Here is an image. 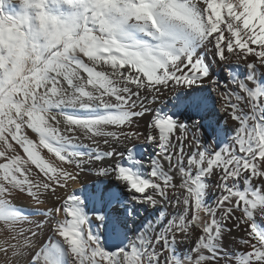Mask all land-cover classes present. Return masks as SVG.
Here are the masks:
<instances>
[{
  "label": "snow or ice",
  "instance_id": "snow-or-ice-1",
  "mask_svg": "<svg viewBox=\"0 0 264 264\" xmlns=\"http://www.w3.org/2000/svg\"><path fill=\"white\" fill-rule=\"evenodd\" d=\"M9 3L0 264H264V0H19L16 13ZM188 89L215 94L230 135L206 138L199 120L162 111L165 95ZM138 144L156 149L148 161ZM85 170L126 187L124 218L140 206L155 219L130 238L117 228L122 242L107 246L103 205L123 193H98L90 215L65 191Z\"/></svg>",
  "mask_w": 264,
  "mask_h": 264
},
{
  "label": "bare ground",
  "instance_id": "bare-ground-1",
  "mask_svg": "<svg viewBox=\"0 0 264 264\" xmlns=\"http://www.w3.org/2000/svg\"><path fill=\"white\" fill-rule=\"evenodd\" d=\"M6 11L11 13L19 12V0H10V3L6 6ZM213 67L217 75H228V71L222 70L215 62L213 63ZM232 71H236L242 75L245 69L243 66L238 69L233 66ZM164 100V103L161 105L163 112L172 115L174 118L184 123H191L193 120H199L202 126L201 131L205 134L206 138L210 137L215 139L218 131L225 136L231 134L229 130L234 126V122L218 109L216 106L215 94L210 89L198 91L188 89L175 96L167 94ZM141 128H143V122H141ZM101 148L103 149L104 146L101 145ZM137 151L145 161H148L156 149L147 145L138 144ZM73 190H77V195L82 197L85 208L90 215L101 208L97 199L98 193L116 191L123 193L121 196L122 203H112L111 205L105 203L101 212V214L105 215L106 219L100 234L103 236L105 244L109 247H113L122 242V240L117 238L114 234L117 228L121 229L130 238L143 224L153 221L157 215V210L148 209L146 211L143 207L137 206L140 209L138 215L124 218L123 213L125 205L131 207L128 203L129 194L127 193L126 187L114 177L97 176L94 170H85L82 172L77 183L70 185L65 191ZM60 195L63 196L64 192H60ZM218 195V191L213 189L207 197V203L210 206H214ZM21 202L27 203L26 200H22ZM58 203L59 202L56 200H50L48 206ZM36 218L39 219L40 217ZM93 227H98V225L94 223ZM239 235L240 234L234 229L232 236H229L228 239L231 241L233 236L238 239Z\"/></svg>",
  "mask_w": 264,
  "mask_h": 264
}]
</instances>
